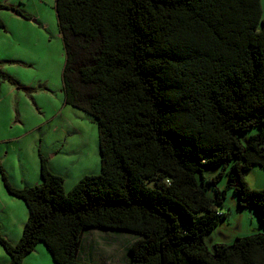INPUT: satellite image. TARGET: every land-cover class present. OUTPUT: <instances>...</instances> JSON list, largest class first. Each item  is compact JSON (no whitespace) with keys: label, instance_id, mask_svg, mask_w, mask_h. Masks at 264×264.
I'll use <instances>...</instances> for the list:
<instances>
[{"label":"trees","instance_id":"obj_1","mask_svg":"<svg viewBox=\"0 0 264 264\" xmlns=\"http://www.w3.org/2000/svg\"><path fill=\"white\" fill-rule=\"evenodd\" d=\"M55 10L66 103L96 119L102 169L68 191L44 156L42 182L23 188L0 164L29 210L18 243L0 234L8 264L41 242L56 264H88L87 230L137 235L129 264H264V188L244 177L264 169L262 0H56ZM222 174L263 232L211 250L205 236L228 216L225 191L209 195Z\"/></svg>","mask_w":264,"mask_h":264},{"label":"rangeland","instance_id":"obj_2","mask_svg":"<svg viewBox=\"0 0 264 264\" xmlns=\"http://www.w3.org/2000/svg\"><path fill=\"white\" fill-rule=\"evenodd\" d=\"M0 5L40 14L57 34L54 30L59 28L58 19H54L57 18L56 0H0ZM262 8L264 13V0ZM2 10L12 14L11 10ZM5 27L0 26V98L3 99L0 127L6 124L7 131L0 128V164L13 186L23 188L42 182L41 156L50 160L55 153L57 156L52 160L51 168L65 177L69 191L83 176L101 172L97 121L90 114L66 103L63 84L66 56L62 38L57 34L51 39L48 34L46 41L52 40L50 47L45 39L33 36L36 43L20 46L17 36L9 35ZM44 54L46 58H42ZM37 56L39 60L42 58L40 62L36 61ZM8 111L12 113L9 115ZM21 116L22 123L16 124ZM13 117L17 120L13 121ZM7 120H12L11 124ZM258 132L259 128H253L238 134V137L247 144L249 137ZM222 170H206L204 175L210 179ZM244 177L252 188H264L263 168L255 166L244 172ZM198 179L201 180L200 175ZM209 187L211 197H216L218 189L225 191V201L219 212L228 214L219 218L218 225L205 236V245L209 249L263 232L255 209L239 208L227 174H222ZM28 217L26 204L9 194L0 174V234L11 243H18ZM137 239V235L129 233L87 230L82 241L85 251L80 256L88 264H129V247ZM86 251L91 252L87 258ZM9 262L10 257L0 244V264ZM22 264L56 263L47 246L41 242Z\"/></svg>","mask_w":264,"mask_h":264},{"label":"crops","instance_id":"obj_3","mask_svg":"<svg viewBox=\"0 0 264 264\" xmlns=\"http://www.w3.org/2000/svg\"><path fill=\"white\" fill-rule=\"evenodd\" d=\"M2 13H5L4 16H1ZM28 14H30L32 16V20L34 22L32 20H28V19H25L23 17H20V16L16 15L15 13L13 14V12H12V14H8V11H3V10L0 11V17L3 18V22H4V24H5L6 28H7L6 30L8 31L9 35H15V36H17V39L16 40H18V42L20 43V46H22L23 43L24 44L36 43L34 41V39H33V36H35V37H38L39 40L45 39L46 44H49V46L51 47L52 40L50 42L49 41H46L47 36H48V34H50L51 35L50 38L53 39V38H56V35L58 34L59 35L58 38H60L61 37V34H60L59 28L58 29L57 28H54V30L57 31L56 32L57 34H55L50 29L51 24L48 21H44V19L42 18V16L40 14H38V13H31V12L28 13ZM56 16H57V14H56ZM54 19L57 21V18L56 17ZM36 21H38L40 23L37 24ZM42 34H44V37L43 38H42ZM46 57H47V55L44 54V56L42 58H46ZM41 59L39 60V57L37 56L36 61L40 62ZM32 66H33V64H32ZM2 101H3V99L0 98V108H1V104L3 103ZM11 113L12 112H9L8 111V114L9 115ZM12 119H13V121H16L17 120V119L15 120L14 117ZM11 122H12V120H7V123H10L11 124ZM18 123H22V116L20 117V121L17 120L16 124H18ZM13 125H15V124H13ZM0 128L3 131H7L6 124L3 125ZM56 156L57 155L55 153H52L51 159L50 160L48 159L49 168L54 173L63 176L62 174L57 173V171H55V170H53L51 168V162H52V160L54 158H56ZM65 187L68 190L67 184H66V179H65ZM17 233H18V231H17ZM84 251H85V249H84ZM93 252H94V248L92 249V253ZM90 254H91L90 251H88V252L86 251L85 257L87 258Z\"/></svg>","mask_w":264,"mask_h":264}]
</instances>
